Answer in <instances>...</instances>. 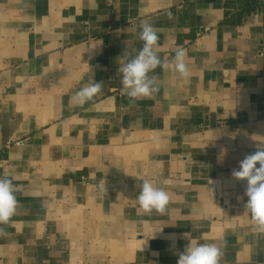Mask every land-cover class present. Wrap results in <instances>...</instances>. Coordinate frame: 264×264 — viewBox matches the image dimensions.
Returning <instances> with one entry per match:
<instances>
[{"label":"crops","instance_id":"obj_1","mask_svg":"<svg viewBox=\"0 0 264 264\" xmlns=\"http://www.w3.org/2000/svg\"><path fill=\"white\" fill-rule=\"evenodd\" d=\"M144 22L190 76L158 67V93L133 103L118 68ZM92 77L102 91L81 106ZM258 144L264 0H0V177L18 201L0 264H177L193 242L264 264L232 176ZM146 179L165 214L140 209Z\"/></svg>","mask_w":264,"mask_h":264},{"label":"clouds","instance_id":"obj_2","mask_svg":"<svg viewBox=\"0 0 264 264\" xmlns=\"http://www.w3.org/2000/svg\"><path fill=\"white\" fill-rule=\"evenodd\" d=\"M158 34L154 27L144 22L139 32V40L143 46L138 51L124 53L119 61L118 72L121 74L122 91L129 97L130 102L143 98H150L159 91V83L155 76L150 75L158 67L168 69L172 67L182 79L190 76L189 66L186 64V51L177 48L175 55L169 60L161 59L155 50L158 47ZM102 91V83L92 82L80 88L74 96L77 104L84 105L92 101ZM257 164L259 165L257 167ZM233 178L246 181L245 195L248 197L245 209L250 214L252 231L264 236V144L256 145V151L247 155L239 164L238 170H233ZM105 190V183L99 185ZM16 187L12 179L0 177V226L8 225L16 214L18 201ZM140 209L148 215L153 212L163 215L170 202L169 194L163 189L154 186L150 180H144L136 197ZM8 233L0 227V237ZM223 251L215 243H189L182 253H179L177 264H221Z\"/></svg>","mask_w":264,"mask_h":264}]
</instances>
